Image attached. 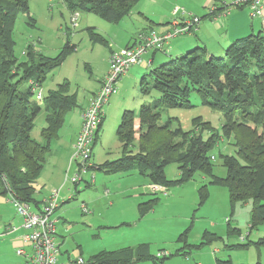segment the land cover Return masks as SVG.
<instances>
[{
  "label": "trees",
  "instance_id": "16d2710c",
  "mask_svg": "<svg viewBox=\"0 0 264 264\" xmlns=\"http://www.w3.org/2000/svg\"><path fill=\"white\" fill-rule=\"evenodd\" d=\"M28 2L0 0V196L39 210L36 201L38 178L45 168L52 141L59 136L65 115L77 108L78 103L66 81L47 91L41 105L35 101V88L41 87L46 72L58 68L74 46L66 45L57 57L45 58L35 54L30 44L26 61L18 62L13 54L12 27L19 14H28ZM138 2L140 0H64L70 13H92L114 23L130 15ZM27 18L29 25H34V20ZM151 67L148 78L141 79L139 88L144 95L155 91L158 98L142 105L136 113L123 111L116 131L122 157L104 164V172L114 175L135 171L147 178L149 185L166 188L169 183L164 168L177 164L181 174L179 183L189 181L195 171L211 177L213 183L226 188L231 207L251 201L249 230L264 224V36L259 33L233 41L221 58L196 47L180 58ZM191 92L201 99L203 106L221 114L222 135L233 137L237 157L242 163L229 156L223 157L225 178L211 176L209 153L220 136L210 123L201 121V117L195 118L191 122L192 129L184 131L175 118L161 121L168 109L190 108L187 98ZM41 112L45 126L40 129L39 139H35L33 129L36 116ZM203 133H208L209 137L204 139ZM206 188L202 186L199 191L201 201L206 199ZM153 205V201L141 203L139 214H146ZM180 239H184L183 235ZM210 241L204 235L199 245L190 248H202ZM256 246H264V238ZM229 247L247 248L246 245ZM163 260L150 255L147 245L142 244L99 252L87 264L142 261L162 264ZM230 263L217 261V264Z\"/></svg>",
  "mask_w": 264,
  "mask_h": 264
},
{
  "label": "rangeland",
  "instance_id": "374dc122",
  "mask_svg": "<svg viewBox=\"0 0 264 264\" xmlns=\"http://www.w3.org/2000/svg\"><path fill=\"white\" fill-rule=\"evenodd\" d=\"M28 5V14H19L12 27L15 58L20 63L26 61V52L30 44L33 45L32 51L35 54L45 58H55L66 45H73V50L67 53L59 67L46 72L40 92L43 95L47 94V90L55 89L66 81L69 91L79 100L85 92L97 85V80L104 69V61L107 60L108 48L121 49L132 43L148 26L158 32L165 25L166 21L153 26L140 14L160 13L167 17L170 13V5L166 2L154 5L153 0H140L132 10L134 15L124 17L119 23L106 21L96 14L82 12L78 14L76 24L72 26V14L67 11L64 0H29ZM178 10L180 14L175 19L180 18L183 6ZM27 17L34 20V25H29ZM167 44L165 48L169 49L170 54L166 52L165 55L158 51L151 68H156L171 58H180L193 50L179 53L176 50V47H179L175 45L176 43L172 44L170 41ZM148 67L144 69L132 67L130 72L124 75L127 77L122 78L125 82L122 90L118 89V84L116 85L118 91L113 96L119 98V101L111 110L109 108L100 132V141L94 144L92 149L96 169L93 172L88 171L83 176L84 181L74 190L65 176L67 173L68 178L74 176L76 167L72 165L73 170L69 173L72 166L68 160L60 169L59 175H56L55 169L60 168L59 162L54 165L51 159L49 163H45V168L38 179L40 190L36 201L40 203L44 196H51L57 192L62 197L71 194V200L64 199L65 203L61 208L65 211L61 217L67 219L73 231L78 234L83 243L82 249L85 252L94 251L92 254L88 253L89 256L129 248L122 246L140 242L137 246L146 244L149 254L154 257L157 251L168 250L172 256L162 261V264H217L218 260L223 263L231 261L230 264L257 262L264 264V246H256V243L264 238V224L249 230L251 201L231 207L228 191L222 185L213 183L211 177L195 171L189 181L179 183L181 174L177 164H169L164 168V175L169 183L166 187L167 196L164 197L161 194H151L147 178L135 171L110 175L102 169L104 164L113 163L122 157L116 131L121 123L123 111L136 113L142 105H148L158 98L155 91L144 95L139 88L141 79L148 78ZM187 99L190 108L168 109L162 114L161 121L175 118L184 131L192 129L191 122L195 118L201 117V121L210 123L220 136L209 153V157L213 158L211 176L225 178L227 172L223 167V157L229 156L242 163L237 157L233 137L226 138L222 135L223 122L218 111L203 106L201 99L194 92H191ZM44 126L45 117L41 112L36 116L33 137L37 136L39 139L38 133ZM201 128L199 126V130ZM202 136L204 139L209 137L208 133H203ZM132 150L135 152L134 148ZM92 178L94 182H90ZM84 182L88 183V186ZM202 186L207 187L206 199L203 201L199 194ZM106 190L108 193H105ZM93 197L96 203V218L91 221V225L95 227L90 230L85 220L88 216L82 214L80 205L82 202L89 205L87 200ZM152 201L154 202L152 209L144 215L139 214V205ZM21 223L22 219L13 203L0 196V235L7 234L8 227H19ZM180 235H183V240H179ZM204 235L211 239L207 245L199 249L190 248L199 245ZM229 245L238 247L246 245L247 248L233 249ZM10 248L12 253H15L11 238L7 236L0 238V258L10 253ZM169 260L171 262H167Z\"/></svg>",
  "mask_w": 264,
  "mask_h": 264
},
{
  "label": "crops",
  "instance_id": "0c3cea01",
  "mask_svg": "<svg viewBox=\"0 0 264 264\" xmlns=\"http://www.w3.org/2000/svg\"><path fill=\"white\" fill-rule=\"evenodd\" d=\"M224 1H225V6L229 5L232 2V0H153L154 5L160 2H162L163 4L166 2L168 5H170L169 16L166 17L160 13H157L154 15H148L144 13L140 15L141 16L144 15L145 20H147L150 24H153V26L155 24L158 25V23H161V22L163 23L166 21L165 25L160 29V31H158L159 33H162V34L172 31V29L175 26L174 24L175 20L179 24H181L183 21H187L190 16L199 17L200 24L197 30L195 31V33H192L189 35H183L182 36L183 38H180L181 40L178 38L180 36L171 37L167 43H169L170 41H172V44L176 43L175 45H178L180 47V48L176 47V50L179 53L184 52V50L196 49V47H200V48H204L207 51L208 55H212L216 58H221L224 56L226 48L230 44H232L233 41L237 39H241V38H246V36H249V35H258L259 33L264 36V33L262 32V27L264 25V1L262 3L263 9H262L261 16H258L257 18H251L249 16V11L246 7L232 6L228 8H223ZM182 6H183V10L186 12V16L184 18L182 17V20L180 18L175 19L179 15V13L178 14L175 13V10ZM211 7H214V10H215L214 13L210 12L209 9ZM132 14L134 15V13L131 12V15ZM150 29L155 30L153 27H149V26L145 28V30H150ZM167 46L168 44L165 45V47ZM113 49H120V48H108V56H109L110 51ZM172 50L174 49L172 48ZM166 52L167 54H170L169 49L168 50L166 49ZM108 56H107V60L104 61V64H105L104 69L102 70L99 76V79L97 80V85H95L94 87H91L89 91L85 92V95L80 100L77 97L78 107L73 109V111L65 115L66 116L65 121L61 127L59 136L56 140L52 141L53 143L51 144V151L48 154L49 156L47 157L46 163L47 162L49 163L51 159L54 165H56L59 162L60 168L55 169L56 175H59L60 169H62L66 165L68 160H70V157L72 155L71 154L72 147L75 143L74 140L80 130V125H81L80 113L89 104L88 102L90 98L97 92V89L100 85L99 84L100 81L102 80L106 72L108 71V67H109V64L107 62ZM155 57H156V54L148 53L144 57H142V63L134 67L144 69L146 68V65H145L146 61L149 60V61L154 62ZM125 77L127 76H124L123 78ZM124 83L125 82H123V79L121 80V82L118 83L117 86L119 90H122ZM49 90H53V89H49ZM46 95L47 94H44L43 97ZM118 101H119V98L116 99L113 96L109 99L108 104L104 107V112H103L104 117L101 122V126H100L101 129L99 131L97 142L100 141L99 140L100 132L102 130V125L104 123V120L106 119V116H107L106 114L109 111V108L111 110V107L115 106L118 103ZM34 138L37 139V136ZM93 156H94V153L92 154V162H93ZM71 170H73V166L70 168L69 173L72 172ZM93 182H94V178H93ZM84 183L85 185L88 186L86 182ZM37 188H38V194H39V190H40L39 180L37 183ZM73 189L75 190L76 187H73ZM105 193H108V190H106ZM70 195L67 197L65 196L62 197L58 193L60 207L56 210L54 214L58 220V222L55 224V230H56L55 242H57L59 246L60 261L65 263L68 260H73L79 257L83 258L85 261H88L92 258V256H94V255L89 256V254H92L94 251L93 252L86 251L87 252L86 253L85 250L82 249L83 243L81 239L78 238V234L75 231H73L74 229L68 224V220L67 219L64 220L63 217H61L63 216L62 214L65 211V209L61 208V206L65 203L64 199H68ZM48 197L50 196H44L41 199L39 203V209L41 206H43L42 204ZM94 200H95L94 197L89 198L87 200L89 205L86 203L85 204L90 209V211L88 214L82 213L83 215L88 216L86 217L85 220L87 221V224L90 230L91 228L95 227L91 225V221H94L96 218V215H95L96 203H94L95 202ZM23 232L24 231H22L20 228L16 230L15 233H11V234H9V232L6 231L7 234L3 232V234L5 235H0V238L3 239V236L10 237L13 250L14 248L16 250V247L18 246L16 241ZM138 243L140 242H136L133 244H129V246H122V247L134 248L138 245ZM165 252L170 253L168 250L167 251L159 250L157 251L156 254L165 253ZM171 256L167 257L163 261L167 260ZM183 259L187 261L185 258ZM167 262H171V260ZM0 264H23V258L20 256H16L15 253H12L11 248H10V253H8L3 258H0ZM130 264H151V263H148V261H142V263H130Z\"/></svg>",
  "mask_w": 264,
  "mask_h": 264
},
{
  "label": "built area",
  "instance_id": "2783aa9c",
  "mask_svg": "<svg viewBox=\"0 0 264 264\" xmlns=\"http://www.w3.org/2000/svg\"><path fill=\"white\" fill-rule=\"evenodd\" d=\"M53 1V0H49ZM264 0H232V2L223 8L228 7H246L251 18H257L262 13V3ZM214 13V7L210 9ZM182 17L186 16V12L182 10ZM176 14H180V10H175ZM71 24L74 26L79 17L78 13H71ZM200 18L197 16H190L187 21L179 24L174 21V28L172 31L162 34L155 30H145L139 33L134 41L129 45L122 47L120 50H111L108 59V71L100 81L97 92L90 98L89 104L81 113L80 131L75 138V143L72 149V157L70 164L76 167V173L71 178L66 174L65 179L71 185L76 186L84 181L83 176L88 171L93 172L96 166L92 162V149L95 144V137L99 130V125L103 120L104 107L108 104L111 96L117 94V87L119 81L134 65L142 63V57L148 53L157 54L158 51L165 53V45L171 37L183 36L195 33L197 30ZM264 33V25L262 27ZM152 61H146V68L152 66ZM35 101L41 105L43 94L40 88H35ZM213 158H211L212 160ZM90 182H93V178ZM88 184V183H86ZM150 193L153 195L161 194L165 197L167 190L159 185H149ZM68 199H71L69 197ZM13 206L16 207L17 214L22 223L19 227L10 226L6 229L9 233H15L19 228L24 231L17 239L18 246L16 247L15 255L23 258V264H87L83 258L79 257L67 262L60 261L59 246L55 242L56 230L55 224L58 222L55 217V212L60 206L58 199V192L48 197L43 206L39 210H33L31 207L24 204H19L15 200H11ZM81 212L88 214L89 209L85 203L80 205ZM243 239V238H242ZM171 256L170 253H158L156 255L159 259H166Z\"/></svg>",
  "mask_w": 264,
  "mask_h": 264
}]
</instances>
